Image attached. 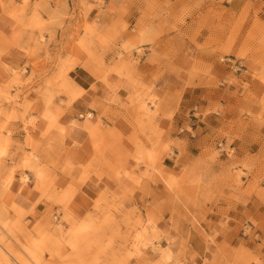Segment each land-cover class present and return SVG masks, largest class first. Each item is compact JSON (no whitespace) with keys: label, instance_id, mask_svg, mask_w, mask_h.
Instances as JSON below:
<instances>
[{"label":"rangeland","instance_id":"1","mask_svg":"<svg viewBox=\"0 0 264 264\" xmlns=\"http://www.w3.org/2000/svg\"><path fill=\"white\" fill-rule=\"evenodd\" d=\"M132 1L137 3L142 1L146 6L147 13H142V16H146L147 19L145 23H142L140 19L136 22L128 19V2ZM25 3L30 6L28 9L23 7ZM153 3L154 0H0V10L8 11V16L16 22V17H20L24 12H27L29 24L32 23L33 15L37 17L35 26L27 28L22 39L11 42L13 49L8 58L13 57L15 61L12 64L8 62L12 73L7 79H0V87L15 80L16 87L11 95L19 97L16 101L18 105L27 106L37 97H40L42 102L45 98L55 100L60 95L64 83L63 73L66 72L68 77L70 67L81 57L86 56L103 64L108 73H113V70L117 72L123 70L125 78L134 85L133 92L125 98L126 102L120 103L123 108L130 107L128 116L133 123L130 134L125 140L113 137L110 142L93 141V146L100 145L101 152L109 153L112 168L118 171L121 167H125L129 152L127 145L131 142V138L142 133L146 127L149 131H153L154 126L160 123V119L168 117L170 120L177 111L176 107L167 112L160 109L161 94L149 92L154 87L152 80L140 83L139 80L130 76V72L136 68L133 58L139 66L142 63H156L157 58L164 57L165 54L157 51L160 47L156 44L157 39L164 35L173 36L172 48L169 50L173 54H176L178 50L184 51L185 60H188L184 64L186 70L211 74L209 82L215 79L217 83L220 81L222 86H235L241 91V94L237 95L241 107L238 109L236 120L230 122L229 126L239 123L240 127L252 130L256 139L253 147L256 153L253 157L236 158L235 149L232 148V137L239 138V134L231 135L228 130H222L220 139L211 145L204 159H193L189 162V165L201 167L200 172L192 174L186 172V162L185 168H181L183 165L181 158L173 163L171 158L174 157V152H169L164 157L161 168L164 169L163 164H170L177 169L174 172L177 175L176 181L173 182L174 186L169 188L165 183L169 177L173 176L169 170L163 178L153 174L150 180L145 181L151 182L154 186H164L166 193L173 194L172 201L176 204L180 200L181 187L184 192L193 194V198L198 191L202 192L207 199L212 196L222 201L235 198L234 193L226 195L225 192L229 191L228 189L241 191L242 194H244L243 191L256 192L263 197L264 187L260 184L261 177L256 173L250 174L251 179L245 183L242 182V178L249 175L250 171L256 167L258 160H260L259 167L264 166V128L260 120V100L264 98V0H193L190 5L181 10L182 13L169 14L173 21L168 30L155 25L149 26V10ZM194 7L198 9L195 14L189 12ZM154 15L159 17L161 13ZM186 18L189 23L186 22ZM176 22L183 26L186 24V27L178 29L176 24H173ZM23 27L21 24L17 32ZM128 42L139 44L140 47L133 52L125 48ZM16 44L19 46H15ZM227 48H232L233 51H224ZM218 52H224V60L219 63L217 62ZM22 57H25L23 62L20 61ZM143 59H146L145 62ZM4 65L0 60V77H3L7 71ZM223 69H227V74L221 78L219 75ZM235 93H229V95L236 96ZM146 96L150 100L155 97L151 114L144 111L142 107V100ZM115 98L110 97L108 101L114 102ZM23 110L21 108V111ZM20 125L23 130L24 122L21 121ZM111 130L108 128L105 131L109 133ZM98 132L102 131L95 126L91 132L92 138L96 137ZM224 137H227L226 141ZM24 139H27L26 135ZM219 142L224 143V151L221 152L220 161L217 162L212 159V153L215 148H219L217 145ZM229 149L233 153L231 158L227 156ZM179 150L182 151L183 148ZM96 153L90 154L83 163L86 164L87 160ZM25 155L21 152L17 161L19 164L23 163ZM213 166L218 168L217 172L211 171ZM143 171L144 169L141 168L136 175H140ZM27 174L28 170L24 172V175ZM198 183H204L209 187L204 191L197 188L192 190L184 188L189 185L196 187ZM98 194L96 192L93 198L84 200L85 215L87 201L95 204ZM146 196L151 197L149 193ZM13 197L14 194L10 190H5L0 183V264H27L32 259L31 254L36 251V241L42 238L41 229L57 230L64 215L63 207L56 206L54 202H44L42 206L37 205L35 213L28 211L21 216L11 210L13 203L16 202ZM135 197L134 193H129V203L118 214V218L123 220L125 225L134 224L139 218V209L143 208L145 218L151 215L155 227L160 232L167 233L166 238L163 241H157V244L167 248L168 240L171 239L173 249L179 258H183V253L187 252L188 258L191 259L192 252L198 251L200 244H203V248H200L203 252V249L209 246L208 238L215 239L216 234H206L196 217L193 216L187 220V216L182 214L178 205H175L173 209L175 216L168 221V226L159 228L161 214L157 198L151 202H144L143 199H135ZM107 199L111 204L110 198ZM79 203L80 201L77 202V207ZM133 212L135 215H131ZM182 219L186 220L182 222ZM249 221L255 222L253 227L240 221L238 229L244 230L247 235H252L254 229L264 232V227H259L264 218L249 219ZM224 225L225 223H220V226ZM123 242L118 238L114 251L118 252ZM215 243L217 258L223 264L247 263L244 259L245 254L239 251L242 246L237 249L228 243L218 241ZM43 258L46 257L43 255L35 257L36 260Z\"/></svg>","mask_w":264,"mask_h":264},{"label":"snow or ice","instance_id":"2","mask_svg":"<svg viewBox=\"0 0 264 264\" xmlns=\"http://www.w3.org/2000/svg\"><path fill=\"white\" fill-rule=\"evenodd\" d=\"M23 7L28 9L30 6L25 3ZM16 19L17 23L12 26L11 31L4 28L0 32V37L10 42L8 48L0 50V57L5 59L11 54V42L22 39L27 28L35 26L37 17L33 15L31 24L28 23L27 12ZM21 24L24 27L17 32L16 29ZM139 47V44L131 42L125 44V48L133 52ZM224 51L230 52L233 49L227 48ZM223 60L224 52H218L217 62ZM133 63L139 67L135 58ZM4 67L7 71L0 79H7L12 73L9 64ZM152 67H155V63ZM222 72L227 74V69ZM117 75L122 77L123 70H113V74L105 79L106 92L113 88L111 80ZM134 75L130 73V76ZM63 79L60 95L55 100L45 98L43 104L40 97H37L30 105H18L16 101L19 97L11 95L16 87L15 80L0 87V183L5 190L15 191L19 188L11 210L23 216L28 211L35 213L37 205L54 202L56 206H62L64 212L56 231L41 229L42 238L36 241V251L31 254L32 259L27 264H223L217 258L215 241L220 239L218 233L215 239L208 238L209 246L203 249L202 254L193 251L192 258L189 259L188 253L184 252L183 258H179L171 239L168 240L167 248L157 244V241L166 238L167 233L160 232L155 227L151 215L145 218L143 208L139 209L140 215L134 224L125 225L118 218V214L129 203V193L142 189L145 180H150L153 174L163 178L166 174V170L161 168L164 157L169 152L182 148L181 142L172 138L168 121H161L154 126L153 131L146 127L142 133L131 138L127 145V170L121 167L114 171L111 158L106 152L100 151V145H94L97 153L85 164L83 161L87 157L75 152L69 145L81 128L93 132V109L99 111L102 100L99 93L93 91L95 84L89 88L88 84L77 83L68 78L66 72L63 73ZM146 79L147 76L142 77L139 82L143 83ZM89 99H92L91 104H88ZM154 104L155 97L150 100L146 96L142 100V107L149 114ZM260 105V120L264 128V98L260 100ZM21 108L24 110L21 111ZM21 121L24 122L23 130L19 128ZM54 133L56 137L52 139ZM206 143L207 141H202V145ZM222 151V148H215L212 159L219 162ZM21 152L26 155L23 163L19 164L17 161ZM203 155L202 153L201 158ZM227 156H233L231 149ZM181 160L183 161V153ZM141 168L144 171L136 175ZM26 170L28 174L24 175ZM176 179L177 177L171 176L165 183L172 188ZM94 180L97 181L96 192L99 194L95 204L87 201L85 215V202L81 201L77 207L80 188L86 181L91 183ZM261 183H264V175L261 176ZM107 198H110L111 204ZM131 215H135V212ZM247 223L251 227L255 222ZM259 227H264V221L260 222ZM118 238L124 242L116 252L114 250ZM37 255L46 258L36 260ZM249 264H264V245L260 247L259 256L249 261Z\"/></svg>","mask_w":264,"mask_h":264},{"label":"crops","instance_id":"3","mask_svg":"<svg viewBox=\"0 0 264 264\" xmlns=\"http://www.w3.org/2000/svg\"><path fill=\"white\" fill-rule=\"evenodd\" d=\"M192 2L193 0H154L152 8L149 10V26L155 25L165 30L170 29L173 20L169 14L182 13L181 10ZM128 7V19L132 20V22H136L137 19H140L142 23L147 21L146 16H142V13L146 12V6L142 1H138V3L136 1L128 2ZM197 11L198 9L195 7L189 10L193 14L197 13ZM159 12L161 15L156 17L154 14ZM7 13L8 11L0 10V32L4 28H8L11 31L12 26L17 23ZM163 13L165 15H162ZM186 22L189 23L188 20ZM173 24H176L178 29L186 27L185 23V26L177 22ZM173 40V36L169 37L167 35L157 39L158 42L156 41V44L160 46L157 51L165 54L164 57L157 58L154 68L152 67L153 63H142L130 72L135 74L131 76L134 79L139 80L147 76L144 82L152 80L154 87L151 91L161 94L162 101L159 102L161 110L167 112L173 107L177 109L174 117L170 120L168 117L159 120L160 122L168 121L169 130L173 133L172 138L179 140L182 144V151H173L172 162L175 163L178 158H181L183 153V161L181 160L183 165L181 168H185L184 164L186 162V172L191 174L200 172L201 167L189 165V162L193 161V159H204L210 151L211 145L220 139L222 130H228L231 135L239 134V138L232 137V148L235 149L236 158L253 157V154L256 153L253 149L254 143H256L253 131L240 127L239 123L229 126L230 122L236 120L238 109L241 107L237 98L241 91L235 86H222V83L220 81L217 83L215 79L209 82V78L212 77L211 74L206 75L202 72L186 70L184 64L188 60H185L184 51L178 50L176 54H173L169 50L172 48ZM9 43V41L0 37L1 50L8 48ZM24 59L25 57H22L20 61L23 62ZM146 59H143L144 62ZM0 60L4 64H8V62L12 64L15 61L13 57H7V59L0 57ZM112 74L107 72L106 66L86 56L79 58L77 63L71 66L68 71V78L77 83L88 84L89 88H92L93 84H95L96 87L93 88V91L99 93L102 100L99 105V111L93 109L95 115L93 125L102 132H98L96 137L92 138L90 132L81 128L77 135L72 138L69 145L75 152L83 154L87 158L90 154L96 153V149L93 146L94 140L110 142L113 137L125 140L130 134L133 124L128 116L130 107L123 108L120 103L126 102L125 98L133 92L134 85L125 78L124 74L122 77L117 75L114 80H111L113 88L106 92L105 79ZM222 76H226V74L221 72L219 77L222 78ZM121 84L125 86L120 87L119 85ZM233 92H236V96L229 95V93ZM110 97H116V101L109 102ZM43 103L41 101V104ZM91 103L92 99H89L88 104ZM40 114H42V109ZM76 114H79L78 108ZM19 127L20 129L22 128L20 124ZM108 128L112 129L109 133L105 131ZM55 137L56 134L54 133L52 139H55ZM226 139L227 137L225 141ZM202 141H207V143L202 145ZM202 153L204 155L201 158ZM107 154L110 156L109 153ZM259 161L256 162V167L250 171L249 175L242 178V182L245 183L251 179L250 174L253 173H256L259 177L264 175V166L259 167ZM163 166L166 171L169 170L173 176H177L174 174L177 169L173 165L163 164ZM211 171L217 172L218 168L213 166ZM96 183L97 181L95 180L91 183L86 181L81 185L80 202L95 196L93 193L96 192ZM260 184L261 187H264V183ZM208 187L204 183H198L196 187L195 185H189L184 188H189L190 190L197 188L204 191ZM245 187L246 185L242 188L245 189ZM233 188L235 187L233 186ZM181 189L182 193L177 204L172 201L173 194L165 192L166 188L164 186H154L149 181H145L143 190L134 193V196L136 195L135 199H143L144 202H151L157 198L161 214V219L158 223L159 228L168 226V221L175 216L173 209L175 205H178L179 210L183 212L182 214L187 216V220L193 216L199 220V224L206 234L214 235L218 233L220 236L218 242L228 243L231 247L237 249L242 246L239 251L245 254L246 264H249V261H253L259 256L260 247L264 245V232L254 229L252 235H247L244 230H239L238 226L240 221L248 224L249 219L264 218V195L262 197L256 192L249 191H243L244 194H242L241 191L228 189L229 191L225 192L226 195L234 193L236 197L222 201L214 196L207 199L199 191L196 197L193 198V194L184 192L183 187ZM10 191L14 194L13 200H15V194L16 191H19V188L17 187L15 191ZM148 193L151 197L146 196ZM184 220L182 219V222ZM220 223H225V225L220 226ZM199 247L203 248V244H200ZM200 248L198 251L202 252Z\"/></svg>","mask_w":264,"mask_h":264},{"label":"built area","instance_id":"4","mask_svg":"<svg viewBox=\"0 0 264 264\" xmlns=\"http://www.w3.org/2000/svg\"><path fill=\"white\" fill-rule=\"evenodd\" d=\"M217 145H218L219 148H222L223 149L224 143L223 142H219Z\"/></svg>","mask_w":264,"mask_h":264},{"label":"bare ground","instance_id":"5","mask_svg":"<svg viewBox=\"0 0 264 264\" xmlns=\"http://www.w3.org/2000/svg\"><path fill=\"white\" fill-rule=\"evenodd\" d=\"M1 251V250H0Z\"/></svg>","mask_w":264,"mask_h":264}]
</instances>
